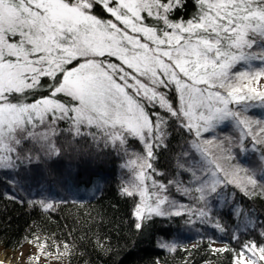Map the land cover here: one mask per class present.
Instances as JSON below:
<instances>
[{
	"label": "snow or ice",
	"instance_id": "obj_1",
	"mask_svg": "<svg viewBox=\"0 0 264 264\" xmlns=\"http://www.w3.org/2000/svg\"><path fill=\"white\" fill-rule=\"evenodd\" d=\"M189 3L194 11L185 18ZM262 78L264 0H0V170L89 155L77 145L86 138L97 157L110 149L123 160L118 192L134 201L135 230L179 218L224 232L213 214L217 197L229 187L264 197V119L247 115L254 102L264 106L255 86ZM225 123L235 137L217 135ZM170 125L189 137L178 167L190 180L165 184L154 165ZM64 134L72 139L61 140ZM249 150L257 168L233 163ZM8 183L20 189L15 176ZM172 190L191 199L176 200ZM25 202L57 208L46 196ZM229 214L244 218L245 231L237 224L232 241L257 229L259 240L210 251L232 254V264H264V221L249 219L238 202ZM164 237L158 247L176 251L180 242ZM33 239L58 256L71 252L72 241Z\"/></svg>",
	"mask_w": 264,
	"mask_h": 264
},
{
	"label": "trees",
	"instance_id": "obj_2",
	"mask_svg": "<svg viewBox=\"0 0 264 264\" xmlns=\"http://www.w3.org/2000/svg\"><path fill=\"white\" fill-rule=\"evenodd\" d=\"M193 11L189 3L185 18ZM247 115L253 120L264 119V106L259 101L254 102ZM60 127L65 128L66 125L61 123ZM170 131L171 139L165 142L166 148L158 150L154 165L157 174H163L156 178L165 184L170 179L190 180L189 174L178 167V164L184 163L180 154L187 150L185 141L189 137L175 125H170ZM216 131L218 136L237 135V130L230 123H225ZM71 139L67 134L61 137L63 141ZM90 143L86 138L77 141L78 147L89 155L72 153L51 162L33 164L28 171L21 168L19 173L0 170L1 248L17 250L29 242L37 244L33 237L39 236L42 241L55 240L58 244L72 241L71 252L67 255L52 253L48 245L41 248L46 255L69 264H232V254L210 251V247L238 249L241 241L259 240L258 229L247 235L242 234L241 241L231 240V233L237 224L241 226L242 233L245 231L244 218L229 214L233 203L238 202L243 209L250 210L249 219L264 221V197H247L232 187L213 201V214L226 226L224 232L213 231L210 227H186L179 218L174 221L156 219L143 231L135 230V217L132 214L134 201L118 192L125 176L121 168L123 160L110 149L97 157L89 147ZM24 147L32 146L25 144ZM130 149L140 150V146L130 141ZM235 155L233 163L243 168H257L260 163L258 154L251 150ZM192 163L199 166V158ZM14 176L21 181L20 189L8 183ZM97 176L103 177V182L95 192L86 195L72 192L73 186L88 184L91 180L92 183L96 182ZM10 192L19 198L13 201ZM172 192L185 203L191 199V196L183 197L175 190ZM41 196L56 202L55 212H44L25 202ZM165 232H170L171 236L164 237ZM162 237L178 240L180 246L173 252L161 249L158 240ZM209 237L212 239L211 246L207 243ZM101 238L103 248L98 246ZM214 242L224 245L214 246Z\"/></svg>",
	"mask_w": 264,
	"mask_h": 264
},
{
	"label": "rangeland",
	"instance_id": "obj_3",
	"mask_svg": "<svg viewBox=\"0 0 264 264\" xmlns=\"http://www.w3.org/2000/svg\"><path fill=\"white\" fill-rule=\"evenodd\" d=\"M255 86L257 87V90H264V78H262L259 81V84ZM135 151H140V150H135ZM90 182L91 183L88 184L79 183L76 186H73L72 192L83 195H86V193L95 192L96 189L98 188V185L96 182L92 183V180ZM52 184L54 185V183ZM172 197H174L176 200L184 202L183 199L179 198V196L174 194L173 192H172ZM160 239L161 238H159V240ZM213 245L222 246L224 244L214 242ZM0 258L14 261L20 264H69L65 261L58 260L52 256L46 255L44 251L41 249V247H39V245H37L35 242H29L17 250L3 249L0 247ZM203 264H210V263L206 262Z\"/></svg>",
	"mask_w": 264,
	"mask_h": 264
},
{
	"label": "water",
	"instance_id": "obj_4",
	"mask_svg": "<svg viewBox=\"0 0 264 264\" xmlns=\"http://www.w3.org/2000/svg\"><path fill=\"white\" fill-rule=\"evenodd\" d=\"M0 264H20V263H16L14 261L5 260V259L0 258Z\"/></svg>",
	"mask_w": 264,
	"mask_h": 264
}]
</instances>
